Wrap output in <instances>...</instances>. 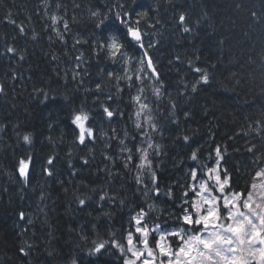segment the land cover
<instances>
[{
	"label": "trees",
	"instance_id": "16d2710c",
	"mask_svg": "<svg viewBox=\"0 0 264 264\" xmlns=\"http://www.w3.org/2000/svg\"><path fill=\"white\" fill-rule=\"evenodd\" d=\"M118 12L131 13L134 25L139 21L148 35L144 49L123 39ZM102 19L107 27L97 28ZM112 36L124 45L115 57L101 47ZM145 50L158 77L149 73L136 83L146 68ZM128 86L147 95L148 117L157 126L148 134L159 146L148 148L155 184L149 171L139 175L134 161H124L122 149L136 150L143 133L133 124ZM104 108L113 119L101 128L96 116ZM81 111L93 130L84 143L72 123ZM217 148L221 180L230 178L226 191L246 196L264 167V0H0V264H124L141 209L149 229L175 224L196 232L199 225L177 217L192 208L196 191L187 169L190 162L199 172L217 168ZM29 157L25 181L18 167ZM207 184L215 190L210 179ZM101 242L104 247L92 252Z\"/></svg>",
	"mask_w": 264,
	"mask_h": 264
},
{
	"label": "snow or ice",
	"instance_id": "6c2138e0",
	"mask_svg": "<svg viewBox=\"0 0 264 264\" xmlns=\"http://www.w3.org/2000/svg\"><path fill=\"white\" fill-rule=\"evenodd\" d=\"M100 14L98 12H93V17H98ZM139 16L143 17L146 13H140ZM127 16L129 19H124ZM131 13H116V18L121 25L124 26L126 31L123 34V39L128 41L129 43H134L139 46V48L144 49L143 43V33L138 27L139 21L136 24H132L130 22ZM105 19H108L105 17ZM105 19L99 21L96 24L97 28H101L102 26L107 27L105 25ZM57 17L53 16L52 21L53 24L56 23ZM179 21L181 24L185 22V15L181 14L179 16ZM68 25L65 22V29H67ZM21 32H23V28L21 27ZM184 31H189L187 27L184 28ZM59 34V33H58ZM121 37L112 36L109 38V43L106 45H101V47H107L110 51L111 56H116L117 53H122V49L124 45L120 42ZM148 47H152L149 45ZM8 52H14L15 49L9 47L7 49ZM144 56L147 57V68L152 70V75L158 77V73H156L155 68L153 66L152 60L148 57L147 51H144ZM79 59V57L77 58ZM143 64V61L141 62ZM196 71H200L197 69ZM147 74V73H145ZM112 73H109V76H112ZM119 79V77H118ZM131 79V77H129ZM136 79H142L141 76L137 75ZM201 80L205 83L208 81V76L205 73L201 76ZM97 88H100V85H97ZM193 90H195V85H193ZM156 93L159 94V89H155ZM133 99L139 102L140 97L136 96ZM141 110L146 109L148 107L147 104L140 105ZM104 112L108 117L113 116V112L108 108H104ZM139 116L140 113L138 112ZM88 120V116L83 111L78 112L74 115L72 123L77 126L79 129V141L81 143L85 142L86 137L93 136V130L91 128H87L85 122ZM146 123H149L153 130H156V125L151 123V117H147ZM137 128L143 129V125L137 123ZM25 144L31 143V136L29 134H25L22 137ZM185 140L188 137L184 138ZM124 142L121 141V144ZM153 145L151 143L148 144V148H152ZM157 149L158 145L155 146ZM148 148H137L136 151L141 153V163L138 165L139 168H147L148 171L151 172V161L148 160ZM253 149H249L252 151ZM122 151H130L126 148H123ZM217 165L220 163V149H216ZM192 158L196 159V153L193 152ZM132 156H128V160H131ZM31 161V157L26 162L24 159H21L19 162L18 171L20 176L27 181L28 177V167L29 162ZM54 163V159L50 156L47 160V165L51 166ZM44 173L51 176L52 171L50 167H45L43 169ZM226 171V170H225ZM215 172V181L219 185V191L221 193L224 192L225 188L229 186L230 178L225 175L223 180H221V175L219 169H210L209 174ZM197 172L195 169L192 170V176L195 178ZM256 176H264V170L258 171ZM153 184L156 183L155 173H152ZM140 176H137V183H140ZM256 185L253 184L252 188L256 189ZM264 189V185L260 186ZM206 184H201V192L207 191ZM156 194L159 195V188H156ZM147 194V193H146ZM171 195V193H169ZM253 192H249L247 199L243 200V208L247 209V212L240 210L239 201H241L243 194L235 193L232 195L231 199L228 197H224V208L227 210V215L221 216L219 209L217 198L212 197V199H207L206 197H202L204 203L208 205L206 214L203 212L204 205L201 204L199 207L196 203H193V210L189 211L185 209V215L182 217L183 222L186 225H201L203 230H207L208 228H213L214 231L208 233L207 236H201L200 233H195L194 235H190L187 239H184V229L179 231H175L172 233L163 232L160 234L159 239L156 240L155 248L159 250L161 256L168 257V264H173L172 257L175 256V264H264V193L261 194V203H257L256 207L253 208L250 202L253 201ZM101 200L105 199V196L100 197ZM81 205L85 204V201L81 199L79 201ZM151 207V205L149 206ZM231 209H235L232 211ZM146 216V213L143 209L137 213L136 216L133 217L136 228L135 232L140 234V243L143 245L142 249H137L136 244L134 243V237L131 232L128 233L127 243L128 248L127 251L131 253V256L134 259H125L124 264H137V261H142V264H155V251L152 247L149 246V233L150 232H159L160 225H156L154 228L149 229L146 224L142 222ZM21 218H23V213H21ZM222 220H225V223H221ZM168 236L179 237L181 240V247L174 252L171 249L170 244H166L164 241ZM113 245L115 247L120 248L121 252L124 249L116 242L113 241ZM104 247V243L101 242L95 246L91 251L99 252ZM23 252L24 250L21 249ZM145 253L147 254L145 257ZM257 256L259 259L257 260ZM72 264H76V261L73 260ZM160 264H164V261L161 260Z\"/></svg>",
	"mask_w": 264,
	"mask_h": 264
},
{
	"label": "rangeland",
	"instance_id": "374dc122",
	"mask_svg": "<svg viewBox=\"0 0 264 264\" xmlns=\"http://www.w3.org/2000/svg\"><path fill=\"white\" fill-rule=\"evenodd\" d=\"M138 104L139 105H141V104H144L143 103V101H141V100H139V102H138ZM143 135H146V136H144V138L142 139V141H141V143H139V145H138V147L137 148H147L148 147V144L150 143V140H149V138L147 137V133L144 131L143 132ZM120 146V145H119ZM120 148H122L121 146H120ZM127 149V148H126ZM135 152H136V158L137 159H140V157H141V153L140 152H137L136 150H135ZM129 155H131L132 156V159L135 157V155H133V152H132V150H130V151H128V154H126V156L124 157V158H126V160H124L126 163H128V166H130L129 164H130V160L129 161H127L128 160V158H127V156H129ZM123 157V156H122ZM133 170H134V168H133ZM201 198L202 197H206L207 199H212V197H210L209 195H208V193L206 192V191H204V192H201ZM200 198V200L198 201V203H197V206L199 207V205H201V204H203L204 205V208H205V210H207V207H208V205L207 204H205L204 203V200H202ZM229 199H231V196L230 197H228ZM251 204H252V207L253 208H255L256 206H254L253 204H254V202L252 201V202H250ZM243 205V204H242ZM166 210V211H165ZM205 210L203 209V212L206 214V212H205ZM232 211H235V209H231ZM240 210L241 211H245V212H247V209H244L243 208V206H241L240 207ZM154 211L155 212H158V213H160V214H162V213H164V214H170L169 212V210L168 209H154ZM34 212H38V210H34ZM227 215V210H225V216ZM134 227L136 228V224H134ZM201 230H203V228H201ZM211 231H214V229L213 228H208L207 230H204V233L201 235V236H207L208 235V233L209 232H211ZM187 239V238H186ZM166 244H170V242H171V240L167 237L166 238V240L164 241ZM181 247V246H180ZM180 247H178L177 249H179ZM177 249H173L172 251L174 252L175 250H177ZM146 253H145V257H146ZM131 259H134L132 256H131ZM172 259H173V264H175V256H173L172 257ZM257 259H259V257L257 256ZM161 260H163L164 261V264H168V257L167 256H159L157 259H156V257H155V264H160V262H161ZM137 264H142V261H137Z\"/></svg>",
	"mask_w": 264,
	"mask_h": 264
},
{
	"label": "bare ground",
	"instance_id": "6f19581e",
	"mask_svg": "<svg viewBox=\"0 0 264 264\" xmlns=\"http://www.w3.org/2000/svg\"><path fill=\"white\" fill-rule=\"evenodd\" d=\"M72 27H73V26H72ZM67 30L71 33V35H72V34H73V35L75 34L74 30H69V28H67ZM55 31H56V30H55ZM99 32H100V31H99ZM58 33H59V32H58ZM58 33H57V34H58ZM61 34H62V33H59L58 35L62 37ZM105 34H106V33H105ZM148 34H149V33H148ZM53 36H54V35H53ZM76 36H77V35H76ZM48 37H49V36H48ZM73 37H75V36H73ZM102 42H103V41H102ZM114 57H115V56H114ZM113 63H114V62H113ZM97 66H100V65H97ZM104 66H105V65H104ZM130 66H131V65H130ZM109 67H110V66H109ZM103 68H104V67H103ZM86 72H87V71H86ZM83 75H84V74H83ZM125 77H126V76H125ZM86 79H87V78H86ZM84 80H85V79H84ZM95 80H96V79H95ZM95 80H94V81H95ZM86 81H89V80H86ZM96 81H97V80H96ZM91 82H92V81H91ZM98 82H99V81H98ZM94 83H95V82H94ZM95 84H96V83H95ZM103 84L105 85L104 82H103ZM78 85H79V84H78ZM87 85H88V84H87ZM97 85H98V84H97ZM99 85H100V84H99ZM119 85H120V84H119ZM132 85H133V84H132ZM136 86H137V85H136ZM139 86H140V85H139ZM128 87H131V86H128ZM137 87H138V86H137ZM80 88H81V87H80ZM133 88H134V87H133ZM181 88H182V87H181ZM142 89H143V88H142ZM137 90H138V89H137ZM140 90H141V89H140ZM94 93H95V92H94ZM99 94H100V93H99ZM99 94H97V95H99ZM102 94H103V93H102ZM104 94H105V93H104ZM141 94H142V93H141ZM118 95H119V94H118ZM104 96H105V95H104ZM175 97H176V96H175ZM100 98H101V97H100ZM127 98H128V97H127ZM127 98H126V99H127ZM90 99H91V98H90ZM92 100H93V99H92ZM173 100H174V99H173ZM107 101H108V100H107ZM114 101H115V100H114ZM87 102H88V101H87ZM100 102H101V101H100ZM112 102H113V97H112ZM112 102H111V103H112ZM93 104H94V103H93ZM93 104H92V105H93ZM150 104H151V103H150ZM159 105H160V104H159ZM161 106H162V104H161ZM96 107H97V106H96ZM111 107H112V106H111ZM111 107H110V108H111ZM151 107H152V106H151ZM170 107H171V106H170ZM110 108H109V109H110ZM167 108H168V110H169V107H168V106H167ZM131 109H132V108H131ZM170 109H171V108H170ZM117 110H118V109H117ZM154 110H155V109H154ZM171 110H172V109H171ZM98 111H99V110H98ZM163 111H164V110H163ZM153 112H154V111H153ZM164 112H165V111H164ZM167 112H168V111H167ZM100 113H102V112H100ZM124 113H125V111H124ZM127 113H128V112H127ZM132 113H133V112H132ZM156 114H157V113H156ZM180 114H181V113H180ZM95 115H96V114H95ZM115 115H116V114H115ZM118 116H119V114H118ZM152 118L155 119L156 116H154V117H152ZM162 119H163V117H162ZM162 119H161V120H162ZM96 120H97L98 123L101 125V128L104 127V125H102V124H104V121L101 120L100 115H99V116H96ZM167 120H168V119H167ZM169 120H170V119H169ZM169 120H168V122L171 121V120H170V121H169ZM88 121H89V120H88ZM159 122H160V121H159ZM161 122H162V121H161ZM168 122H167V123H168ZM173 124H175V123H173ZM157 125H158V124H157ZM156 127H157V126H156ZM175 127H176V126H175ZM99 129H100V128H99ZM152 130H153V129H152ZM156 130H157V129H156ZM107 131H108V130H107ZM166 133H167V132H166ZM126 134H127V133H126ZM107 135H108V134H107ZM153 135H154V134H153ZM108 136H109V135H108ZM138 136H139V135H138ZM154 136H155V135H154ZM170 136H171V135H170ZM104 137H105V136H104ZM100 138H101V137H100ZM102 138H103V137H102ZM122 138H123V137H122ZM129 138H130V137H129ZM116 139H118V137H117ZM166 140H167V139H166ZM123 142H125V140H124ZM164 142L166 143V141H164ZM120 143H121V142H120ZM138 143H139V142H138ZM166 145H167V147H168V144H166ZM124 146H129V144H128V145H124ZM135 146H136V145H135ZM121 147H123V146H121ZM169 147H170V146H169ZM119 148H120V147H119ZM127 148H128V147H127ZM117 149H118V147L116 148V150H117ZM120 149H121V148H120ZM129 149H130V148H129ZM131 149H132V148H131ZM131 149H130V150H131ZM132 150H134V149H132ZM158 151H159V150H158ZM127 152H128V151H127ZM117 155H118V154H117ZM123 155H125V154H122L121 156H123ZM150 155H151V154H150ZM116 157H119V156H116ZM119 158H120V157H119ZM121 158L123 159V157H121ZM117 159H118V158H116V160H117ZM116 160H115V161H116ZM125 160H126V158H125ZM119 161H121V160H119ZM119 161H118V162H119ZM129 162H130V161H129ZM184 162H186V161H184ZM120 163H121V162H120ZM166 163H167V162H166ZM182 163H183V160H182ZM160 164H161V163H160ZM160 164H159V165H160ZM123 165H124V164H123ZM167 165H168V164H167ZM124 166H125V165H124ZM161 166H164V165H161ZM131 167H132V165H131ZM158 167H159V166H158ZM111 168H112V167H111ZM123 168H125V167H123ZM129 168H130V167H129ZM160 169H161V168H160ZM118 170H119V169H118ZM132 171H133V170H132ZM161 171H162V170H161ZM152 172H153V171H152ZM119 178H120V177H119ZM174 184H175V183H174ZM172 185H173V184H172ZM163 186H164V185H163ZM169 188H170V187H169ZM90 207H91V206H90ZM165 211H166V210H165ZM169 213H170V212H169ZM170 214H171V213H170ZM163 215H164V214H163ZM72 217H74V216H72ZM170 217H171V216H170Z\"/></svg>",
	"mask_w": 264,
	"mask_h": 264
}]
</instances>
